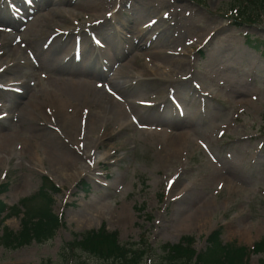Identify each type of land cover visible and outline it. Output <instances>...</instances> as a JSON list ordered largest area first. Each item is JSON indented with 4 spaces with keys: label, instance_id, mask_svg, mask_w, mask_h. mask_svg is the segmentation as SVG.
I'll list each match as a JSON object with an SVG mask.
<instances>
[{
    "label": "rangeland",
    "instance_id": "obj_1",
    "mask_svg": "<svg viewBox=\"0 0 264 264\" xmlns=\"http://www.w3.org/2000/svg\"><path fill=\"white\" fill-rule=\"evenodd\" d=\"M63 1L24 0L22 5L27 8L29 21L55 17L61 24L62 17L54 14L67 10L59 6ZM73 1L76 0H70L69 4ZM81 1L98 8L95 12L109 22L104 30L90 35L98 59L103 53L116 56L118 51L126 50L119 63L125 64L128 56L129 62L134 63L130 66L139 68L138 64L144 65L151 59L154 64L147 68L152 74L138 80L134 71L127 78L125 89H116L124 105L130 101L127 109L134 121L123 127L111 123L105 132L102 126L95 127L89 133L92 145L84 152L91 155L94 167L90 172L82 171L76 180L67 179L64 171L50 164L48 146L34 136L46 127L45 120L27 128L19 118L6 119L11 102L16 99L0 83V148L6 135L14 137L10 155L0 153V186H4L0 198L8 205L19 206L21 198L38 192L46 174L61 187L50 197V203L52 212L60 215L63 222L43 243L17 247L0 244V264H67L69 252L67 248L62 250V246L74 239V233L98 228L101 223L109 231H117L122 244L137 242L139 235L144 234L148 244L144 247L153 248V261L160 258L164 244L176 243L183 235L193 236L197 251L205 249L206 235L216 226H221L224 242L250 245L258 241L264 236V58L245 37L247 34L252 39L264 38V19L235 23V12L225 5L230 0H152L153 6L158 5L156 10L142 6L145 12L142 17L136 10V0H128L123 11L119 10L120 0H114L109 8L105 5L112 0ZM163 8H170L173 22V19L180 22V33L171 42L153 38L156 44H164L160 47L177 51L172 56L177 61L175 71L170 75L166 68L171 61L154 60L146 47L133 49L139 38L141 43L148 39V35L136 37L133 26H142L150 16L148 13L156 14ZM18 10L14 2L7 5L0 0V19L7 12L19 13ZM20 11L22 14L23 10ZM29 31L23 27L9 36L15 35L13 40L23 47L27 46L25 39L30 37ZM6 61V57L0 56L1 63ZM121 67L125 68L109 64L111 76ZM50 69L48 61L39 60L23 62L20 70L12 73L15 79L26 82L23 100L33 95L42 98L46 91L53 90L46 77ZM157 76L164 77L163 82L159 83ZM82 78L79 82L86 83L90 77ZM75 79L78 81V78L72 80ZM180 79H186L192 88L180 90ZM133 87L138 90L131 92ZM105 88L113 93L110 84ZM12 89L21 90L18 85ZM237 92L246 94L247 101H238ZM164 97L178 111L166 104L162 111L144 106L149 100L160 102ZM136 107L150 114L151 119H143ZM18 109L12 110L17 114ZM152 112L156 118L151 116ZM153 118L160 124H149ZM165 122L187 124L182 141L177 144L175 141L170 151L163 146L166 139L173 137V133L164 130ZM63 139V142L58 139V145L69 154L68 141ZM22 143H28L29 153L33 154L30 162ZM79 180L88 184L89 195L76 187ZM33 203L39 205L44 201L36 198ZM97 211L104 219L97 218ZM201 211L206 215L205 223L197 222ZM21 216L20 213L9 217L5 225L18 230ZM77 254L80 255L78 251ZM263 260L264 252L251 254L249 264H263ZM72 261L73 264L99 262L85 254Z\"/></svg>",
    "mask_w": 264,
    "mask_h": 264
},
{
    "label": "bare ground",
    "instance_id": "obj_2",
    "mask_svg": "<svg viewBox=\"0 0 264 264\" xmlns=\"http://www.w3.org/2000/svg\"><path fill=\"white\" fill-rule=\"evenodd\" d=\"M13 1H16L19 8L26 13V10L22 6L23 0ZM69 1L64 0L59 3L60 7L67 9L64 13L58 12L54 14V16L62 17L63 23L61 24L55 21V17L41 20L37 18L27 21L26 15H18L11 12L7 16L3 15L1 17L3 19H0V56L6 57L7 61L0 62V83L7 86L8 88L5 87V89L11 92L17 100V103H14L16 100L11 102L10 114L6 119L19 118L22 123L28 125L27 128L33 123L40 124V121L45 120L44 125L46 127L43 128L44 131H36L34 136L38 137V140L45 142L46 146H48L46 149L49 152V157H51L50 164L54 165L56 169L64 171L67 174V179L76 180L80 178L82 171L90 172L94 167L91 155L86 156V152H84L86 148L92 145L89 133L95 127L102 126L104 128L103 132H105L106 129L110 128L111 123H119L123 127L134 121L127 109L130 101L127 102V105H124L122 97L116 95V89L124 90L127 78L129 76L132 77L134 71L137 72L138 80L144 78L141 76L152 74L147 66H151L154 63L151 59H147L144 65L138 64L139 68H135L134 66H130V64L134 63L129 62L128 56L126 58L127 61L124 60L125 64L119 63L122 62L120 58L126 55V50H122L123 52L121 53L118 51L116 56H109L103 53V56L101 55V58L98 59V55L93 52L97 50L91 47L94 43L90 35H93L96 30H104L105 24L108 25L109 23L107 22L108 20L101 14H97L95 11L98 8L92 4H87L81 0H76L72 4H69ZM113 1L109 2L105 7H111ZM120 1L121 6L119 10L123 11L122 8L128 4V0ZM142 1L136 0L138 3L136 10L140 13L141 17L145 15L142 6L152 11H155L158 6H153L152 0H148L151 2L150 4L148 1ZM148 14L150 16L143 22L142 26H133V32L136 37L148 35V39L146 38V42L141 43V38H139L138 41L134 42L137 46H134L133 49L140 50L141 46L146 47L149 49L148 51H150L154 60L163 59L162 61H171V64L166 63L170 65L166 68L167 73L170 75L175 71L176 64L174 63L177 61L175 59L173 61L174 57L172 58V56L177 51L160 47L164 44H156L153 38L162 39L163 42H171L173 37H178L180 33V22L178 19H173L174 22L172 21L173 17L171 16L172 13L170 14V8H163L156 14ZM22 26L30 29V37L25 39L27 46L20 47L21 45L15 43V40H13L14 35L9 36V34H15L20 28H23ZM128 28H131V26ZM212 34L213 31L210 35ZM152 43L157 46H151ZM5 46L8 49H5ZM111 48L113 51L114 46ZM88 50L90 53H87ZM39 60L48 61L51 65V69L47 70L46 77L53 86V90L46 91L45 93L49 95L43 94L42 98L33 95L32 98L27 97L23 100L22 95L27 93L26 82L15 79L11 75L20 70L23 62L33 63ZM109 64H120L125 68H119L116 75L111 76L112 73L108 68ZM82 76L90 78L86 80V83H80L79 79ZM73 78H78V81L76 79L75 81L72 80ZM163 79L164 77L157 76L159 83L163 82ZM107 84L111 85L113 93L105 88ZM13 85H18L21 90L14 91L12 89ZM183 88H192V85L188 84L186 79H180L179 89ZM129 89L127 88V90ZM135 90H138V88L133 87L131 92ZM237 94H239L238 101L241 103L247 101L246 94L238 92ZM156 101L149 100L144 103V106L149 110L160 109L161 111L164 108V104L168 108L174 109L175 107L169 98L164 97L160 102ZM18 107L19 112L15 114L16 111L14 110ZM136 109L143 119H151L150 114L142 113L139 107H136ZM176 110L178 111V108ZM152 114L151 116H155L154 112ZM0 120H2L1 117ZM152 122L149 124H160L154 118ZM185 126L187 124L165 122L164 130L168 131V133H173V137H169L163 143L166 149L169 151L173 150L175 141V144L182 141L181 138L184 137V132L186 131ZM32 127H35V125ZM63 138H66L68 141L69 154H65V151H62L61 146L58 145L60 144L58 139L63 142ZM13 139V135L5 136L0 153L10 155V151L14 147L12 143ZM22 150L25 155L29 156L27 161L30 162L33 154L29 153L28 143H22ZM166 153L169 154L168 152ZM79 164H81L80 167ZM203 213L204 211H201L197 214L196 219L198 223L206 222L207 218ZM81 216L86 220L84 214ZM96 216L97 218L104 219V215L99 211H97Z\"/></svg>",
    "mask_w": 264,
    "mask_h": 264
},
{
    "label": "trees",
    "instance_id": "obj_3",
    "mask_svg": "<svg viewBox=\"0 0 264 264\" xmlns=\"http://www.w3.org/2000/svg\"><path fill=\"white\" fill-rule=\"evenodd\" d=\"M239 17L242 22H255L264 17V0H238ZM246 41L252 47L261 51L264 57V38L251 39L246 35ZM81 185H85L80 181ZM57 190L46 177L42 179V186L32 196L24 197L20 203L24 206L21 218V227L17 232L3 226L5 218L18 211L16 206H7L0 200V226L3 231L0 235V244L7 247H17L31 243L33 240L42 242L50 237L61 225L58 216L52 212L49 187ZM3 190L0 188V191ZM86 190V189H84ZM88 191V190H86ZM41 198L44 204L35 205L34 199ZM4 212H6L4 214ZM220 228L214 229L207 237L204 250L196 252L192 247L193 238L183 236L178 243L164 244L161 248L160 258L146 261L148 253L144 245L146 241L120 244L117 232L107 231L104 226L98 230H86L77 233L79 239L66 242L63 249L69 248L71 257L78 256L76 251L82 254L92 255L99 260L98 264H249L248 258L251 252H264V236L255 241L251 246L236 245L233 242L224 243L220 237ZM264 264V260L262 261Z\"/></svg>",
    "mask_w": 264,
    "mask_h": 264
}]
</instances>
